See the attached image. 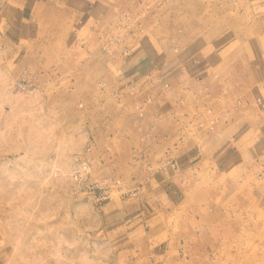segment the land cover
I'll return each mask as SVG.
<instances>
[{
	"label": "rangeland",
	"instance_id": "374dc122",
	"mask_svg": "<svg viewBox=\"0 0 264 264\" xmlns=\"http://www.w3.org/2000/svg\"><path fill=\"white\" fill-rule=\"evenodd\" d=\"M66 1L0 0V264H264V1Z\"/></svg>",
	"mask_w": 264,
	"mask_h": 264
},
{
	"label": "crops",
	"instance_id": "0c3cea01",
	"mask_svg": "<svg viewBox=\"0 0 264 264\" xmlns=\"http://www.w3.org/2000/svg\"><path fill=\"white\" fill-rule=\"evenodd\" d=\"M18 1H19L18 4L11 5L10 8L13 7L12 9L14 11L18 12V14H19V17H18L19 25H23L24 21L31 20L35 14L34 13L35 11H37V10L43 11L48 6L47 5L48 0H18ZM261 1H264V0H261ZM66 2L72 4L71 6L73 9L77 8V9L83 10L84 3L79 4V3H76L75 0H68ZM250 58H251L252 66L249 68V70H247L248 71L247 74H250L249 76L253 78V81L255 83V89L258 91H264V70L261 68L259 63L254 61V60H256L254 53L250 56ZM252 58H253V61H252ZM178 59L179 60H177V61H182V60H180L181 59L180 56ZM180 64L181 63L178 62L177 66L172 67L168 71V75L169 74H177V76L174 77L175 80H180V78L188 77L187 74H190V76L188 77L189 80L194 79V78H199L200 74H197L195 72H188L190 67L188 66L184 70V69L179 67ZM165 70H167V69L164 68V71ZM183 72H186V73H183ZM193 74H195V75H193Z\"/></svg>",
	"mask_w": 264,
	"mask_h": 264
},
{
	"label": "built area",
	"instance_id": "2783aa9c",
	"mask_svg": "<svg viewBox=\"0 0 264 264\" xmlns=\"http://www.w3.org/2000/svg\"><path fill=\"white\" fill-rule=\"evenodd\" d=\"M160 3L161 2L159 0H153V2H151V3L146 2L143 5L147 9L152 4H154V6H159ZM122 15L125 16V17H127L124 20V22H123L124 24L123 25H124V27L126 29H129L130 26L132 25V23L129 21V18H128L129 15H127L125 12H122ZM121 26L122 25H118V28H120ZM145 77H146V80H145L146 84H151L152 82H158V83L160 82V83H162V79L160 80V78H158V77L154 78L150 74H146ZM162 86L166 87L167 86V83L166 82L162 83ZM136 92H137V89H135V87L131 84V85L127 86L123 91H116V92H114L113 95L116 97V99L119 100V102H121L122 96L124 94H127V93L128 94H134ZM150 100H151V97H150L149 94H147L146 97H145V99L142 102H136L135 103V108L139 112V114L142 113V108H143L144 103L149 102ZM87 149H89V146L87 147Z\"/></svg>",
	"mask_w": 264,
	"mask_h": 264
}]
</instances>
